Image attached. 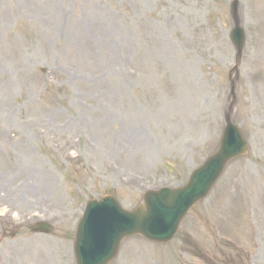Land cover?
Returning <instances> with one entry per match:
<instances>
[{
	"label": "rangeland",
	"instance_id": "1",
	"mask_svg": "<svg viewBox=\"0 0 264 264\" xmlns=\"http://www.w3.org/2000/svg\"><path fill=\"white\" fill-rule=\"evenodd\" d=\"M239 2L236 73L233 0H0V264H76L87 201L184 185L228 116L249 154L172 243L112 264H264V0Z\"/></svg>",
	"mask_w": 264,
	"mask_h": 264
},
{
	"label": "water",
	"instance_id": "2",
	"mask_svg": "<svg viewBox=\"0 0 264 264\" xmlns=\"http://www.w3.org/2000/svg\"><path fill=\"white\" fill-rule=\"evenodd\" d=\"M231 38L240 59L245 33L239 23ZM248 151L249 145L240 129L228 117L218 151L192 173L184 187L147 192L142 204L130 212L122 209L111 196L91 201L77 229L74 247L77 264H110L117 257L122 242L133 236L169 243L189 210L209 195L228 164ZM34 230L52 232L53 228L40 223Z\"/></svg>",
	"mask_w": 264,
	"mask_h": 264
}]
</instances>
